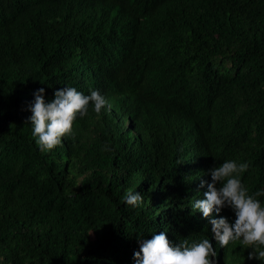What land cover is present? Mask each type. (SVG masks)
<instances>
[{"label": "trees", "instance_id": "trees-1", "mask_svg": "<svg viewBox=\"0 0 264 264\" xmlns=\"http://www.w3.org/2000/svg\"><path fill=\"white\" fill-rule=\"evenodd\" d=\"M63 87L110 108L41 152L32 95ZM227 160L264 190V0H0V264H136L161 231L208 238L219 264H264L192 209Z\"/></svg>", "mask_w": 264, "mask_h": 264}, {"label": "clouds", "instance_id": "clouds-1", "mask_svg": "<svg viewBox=\"0 0 264 264\" xmlns=\"http://www.w3.org/2000/svg\"><path fill=\"white\" fill-rule=\"evenodd\" d=\"M32 97L34 102L30 106L28 120L41 152L62 146V138L72 133L77 115L83 119L89 114L90 107L96 114L106 106L110 108L98 90L85 95L74 87H63L54 92V99L49 102L45 100V90L40 88ZM104 150L111 151L107 145ZM249 167L248 163L227 160L211 168L208 172L211 182L202 180L200 184L201 188L207 187L204 198L196 199L192 209L210 219L214 239L221 247L235 242L246 251L248 260H259L264 258V250L253 248V245L264 246V206L257 199L264 196V190L249 194L241 180ZM124 202L135 208L143 202V196L139 192L128 191ZM225 208L234 212V223H229L222 216L213 218V213L220 216ZM133 256L136 264H219L218 259L222 255L208 238L191 245L187 240L177 244L169 240L167 232L161 231L151 239H139V251Z\"/></svg>", "mask_w": 264, "mask_h": 264}, {"label": "bare ground", "instance_id": "bare-ground-1", "mask_svg": "<svg viewBox=\"0 0 264 264\" xmlns=\"http://www.w3.org/2000/svg\"><path fill=\"white\" fill-rule=\"evenodd\" d=\"M222 20V19H221ZM213 54V53H212ZM214 246H216V245H214Z\"/></svg>", "mask_w": 264, "mask_h": 264}]
</instances>
